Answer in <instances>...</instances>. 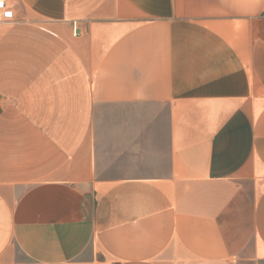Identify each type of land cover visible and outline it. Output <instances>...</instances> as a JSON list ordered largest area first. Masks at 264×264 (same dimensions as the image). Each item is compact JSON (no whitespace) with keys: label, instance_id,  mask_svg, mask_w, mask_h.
<instances>
[{"label":"crops","instance_id":"1","mask_svg":"<svg viewBox=\"0 0 264 264\" xmlns=\"http://www.w3.org/2000/svg\"><path fill=\"white\" fill-rule=\"evenodd\" d=\"M0 264H264V0H7Z\"/></svg>","mask_w":264,"mask_h":264},{"label":"built area","instance_id":"2","mask_svg":"<svg viewBox=\"0 0 264 264\" xmlns=\"http://www.w3.org/2000/svg\"><path fill=\"white\" fill-rule=\"evenodd\" d=\"M15 18L13 11L7 4V0H0V23L3 21H11Z\"/></svg>","mask_w":264,"mask_h":264}]
</instances>
